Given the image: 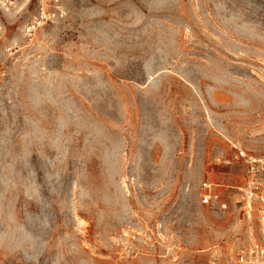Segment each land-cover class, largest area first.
I'll return each mask as SVG.
<instances>
[{
	"label": "rangeland",
	"instance_id": "374dc122",
	"mask_svg": "<svg viewBox=\"0 0 264 264\" xmlns=\"http://www.w3.org/2000/svg\"><path fill=\"white\" fill-rule=\"evenodd\" d=\"M9 1L0 264H264V0Z\"/></svg>",
	"mask_w": 264,
	"mask_h": 264
},
{
	"label": "built area",
	"instance_id": "2783aa9c",
	"mask_svg": "<svg viewBox=\"0 0 264 264\" xmlns=\"http://www.w3.org/2000/svg\"><path fill=\"white\" fill-rule=\"evenodd\" d=\"M14 0H10L8 3L13 4ZM7 3H5L6 5ZM34 27V25H33ZM31 28V25H30ZM236 149V158L242 159L248 166L249 175L248 183L245 191L247 197V206L252 207L254 201L258 200L261 203H264V160L255 159L252 156H249L244 151L235 147ZM201 201L204 205H209L211 203H221L220 194L213 191L211 184L203 183L202 190L200 193ZM223 208H226V204H221Z\"/></svg>",
	"mask_w": 264,
	"mask_h": 264
}]
</instances>
